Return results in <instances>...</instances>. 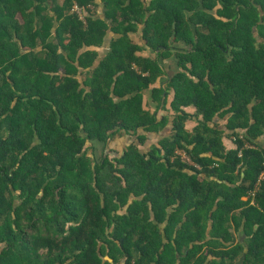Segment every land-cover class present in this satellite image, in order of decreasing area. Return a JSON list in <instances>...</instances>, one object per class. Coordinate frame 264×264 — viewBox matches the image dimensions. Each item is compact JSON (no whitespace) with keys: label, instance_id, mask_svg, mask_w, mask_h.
Segmentation results:
<instances>
[{"label":"trees","instance_id":"obj_1","mask_svg":"<svg viewBox=\"0 0 264 264\" xmlns=\"http://www.w3.org/2000/svg\"><path fill=\"white\" fill-rule=\"evenodd\" d=\"M0 264H264V0H0Z\"/></svg>","mask_w":264,"mask_h":264},{"label":"crops","instance_id":"obj_2","mask_svg":"<svg viewBox=\"0 0 264 264\" xmlns=\"http://www.w3.org/2000/svg\"><path fill=\"white\" fill-rule=\"evenodd\" d=\"M105 51H106V47H105ZM164 68H165V72L166 74H175L177 72V65H176V62L174 59H171L170 61H163L162 62ZM166 78V77H165ZM164 77H162V79L159 80L158 84L156 85V87H159L161 84H162V81L163 79H165ZM151 96V92L148 91V94H147V97H149V101H148V98H146V102H149V107H150V110L152 112H154L155 108H156V104L154 103L153 99L150 98ZM124 142V141H122ZM228 149H233L234 146L233 144L230 142V141H225Z\"/></svg>","mask_w":264,"mask_h":264},{"label":"rangeland","instance_id":"obj_3","mask_svg":"<svg viewBox=\"0 0 264 264\" xmlns=\"http://www.w3.org/2000/svg\"><path fill=\"white\" fill-rule=\"evenodd\" d=\"M82 17H83V16H82ZM135 38H136V37H135ZM135 38L133 37V40H135ZM135 42L138 43L137 38H136ZM107 50H108V49H107ZM107 50H106V51H107ZM101 53H105V51L102 49V50H101ZM95 148L98 149V150H97V157L100 158V150L102 149V146L99 145V144H97V145H95Z\"/></svg>","mask_w":264,"mask_h":264},{"label":"built area","instance_id":"obj_4","mask_svg":"<svg viewBox=\"0 0 264 264\" xmlns=\"http://www.w3.org/2000/svg\"><path fill=\"white\" fill-rule=\"evenodd\" d=\"M75 11L81 16V18L83 19L82 15H83V11L81 9H79L78 7H75Z\"/></svg>","mask_w":264,"mask_h":264}]
</instances>
